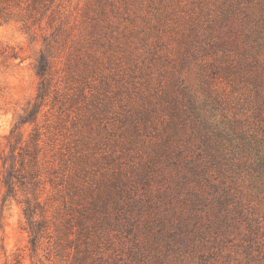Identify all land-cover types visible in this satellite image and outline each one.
Masks as SVG:
<instances>
[{
	"label": "rangeland",
	"instance_id": "rangeland-1",
	"mask_svg": "<svg viewBox=\"0 0 264 264\" xmlns=\"http://www.w3.org/2000/svg\"><path fill=\"white\" fill-rule=\"evenodd\" d=\"M35 1L0 0V153L41 54L53 77L40 183L0 181V264H264V173L213 164L201 125L264 151V0Z\"/></svg>",
	"mask_w": 264,
	"mask_h": 264
},
{
	"label": "trees",
	"instance_id": "trees-1",
	"mask_svg": "<svg viewBox=\"0 0 264 264\" xmlns=\"http://www.w3.org/2000/svg\"><path fill=\"white\" fill-rule=\"evenodd\" d=\"M46 1L47 0H36L35 3L44 4ZM36 68L37 75L41 79L38 94L35 99L29 103L24 113L18 117L10 134L6 136V147L9 148V153L6 154V150L0 153V162H2L0 181L5 187L6 196L8 197L15 194L16 184L20 183V185H25L26 182H32V180L41 176L39 171H35L31 167V163L38 161L44 150V147L41 145L42 134L38 132V129H35L33 133L28 134L27 139V130L25 127L34 124L38 120L39 114L42 112L47 97L50 95L51 88L53 87L52 66L45 54H41ZM197 117L198 116H196V118ZM198 118L200 119V117ZM201 125L205 133V137H203L205 142L210 146L212 145L213 150H215L216 156L212 158L213 164L217 161L218 164L221 165L222 162L227 161L232 156L238 155V151H241L240 148H242V151L246 153L248 157L251 156L252 160L250 164L256 168L255 170L264 173V151L261 146L249 142L245 146H242V143L240 144L237 141L238 139L241 141L240 135L232 126V128L229 127L228 129L211 127L208 126L207 122L204 120L201 121ZM211 156L212 155H210V157ZM201 158L202 157L199 156V159ZM204 163L205 161H203V165ZM188 165H191V163ZM196 169H200L204 173L206 172V169L203 166L201 167V165L196 166ZM196 169H193L195 173ZM34 182L35 183L32 182L34 186L40 183L37 181ZM46 182L47 181H45V183ZM21 203L23 204L24 216L28 221L30 226L29 229L33 236L31 243L33 247L37 248L43 228L37 220V212L42 208L41 202L39 197H36L34 203L29 198ZM18 264H22V262L19 261Z\"/></svg>",
	"mask_w": 264,
	"mask_h": 264
}]
</instances>
